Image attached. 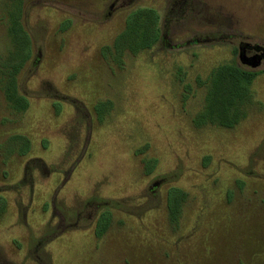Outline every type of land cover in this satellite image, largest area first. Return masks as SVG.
<instances>
[{"label":"rangeland","instance_id":"rangeland-1","mask_svg":"<svg viewBox=\"0 0 264 264\" xmlns=\"http://www.w3.org/2000/svg\"><path fill=\"white\" fill-rule=\"evenodd\" d=\"M243 42L264 0H0V264H264Z\"/></svg>","mask_w":264,"mask_h":264},{"label":"trees","instance_id":"trees-1","mask_svg":"<svg viewBox=\"0 0 264 264\" xmlns=\"http://www.w3.org/2000/svg\"><path fill=\"white\" fill-rule=\"evenodd\" d=\"M158 36H159L158 35V31L156 30V32L153 34L152 40L153 39L154 40H157L158 39ZM236 53H237V49H234V54H236ZM227 72H228V74H231L236 79V78H238V75H236V74H238V73L241 74L242 73V70L240 68H238L237 66H235V65H233L232 67H226V68L222 67V68H219L217 71L213 72V75H214V77H213V83L215 84L216 83L215 80L218 79V78H220V77H223V75L225 73H227ZM245 74L250 77V80L248 82H250L251 79H253L256 76V74H252L250 72H245ZM237 86H238V88H237L238 93H239V87H240V91L241 92L239 94V97H240V100H241V104L242 105L244 104V107H243V109H242L241 112L240 111L238 112L239 114L236 115V119L233 120L234 121L233 123H235V122L238 121L237 118L246 116V113H247V106L246 105H249V104L252 103L251 102V95L249 93L250 90L248 88V85L247 84L244 85V83L242 82L241 86H239V84ZM211 87H212V85H211ZM213 114L214 113L209 112V109H208L207 112L201 114L200 118L197 119V123L195 125L198 126V127H199V125L200 126H203V124H205L204 121H208V120H209L208 121L209 123L218 122L217 120H211V119L206 120L210 116H213L214 117ZM222 126L223 127H227L229 125L226 124V125H222ZM104 206L106 207L107 205L104 204ZM100 216H102V214H100Z\"/></svg>","mask_w":264,"mask_h":264},{"label":"water","instance_id":"water-1","mask_svg":"<svg viewBox=\"0 0 264 264\" xmlns=\"http://www.w3.org/2000/svg\"><path fill=\"white\" fill-rule=\"evenodd\" d=\"M253 49L257 52L256 55L248 57L246 55V49ZM260 52V54H258ZM238 60L240 65L246 66L250 69H256L260 66L262 59L264 58V48L258 45H250L248 43H239L238 44Z\"/></svg>","mask_w":264,"mask_h":264},{"label":"flooded vegetation","instance_id":"flooded-vegetation-1","mask_svg":"<svg viewBox=\"0 0 264 264\" xmlns=\"http://www.w3.org/2000/svg\"><path fill=\"white\" fill-rule=\"evenodd\" d=\"M250 45H252V44H250ZM256 54H257V52L254 51L253 49H251V48L250 49H246V55L248 57H251V56L256 55ZM258 54H260V52H258ZM263 60H264V58L262 59L261 64H262Z\"/></svg>","mask_w":264,"mask_h":264}]
</instances>
